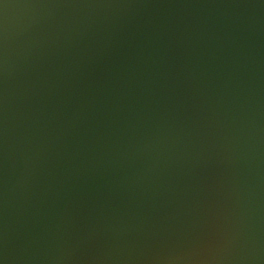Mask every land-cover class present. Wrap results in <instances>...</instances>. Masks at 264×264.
<instances>
[{
	"label": "water",
	"instance_id": "water-1",
	"mask_svg": "<svg viewBox=\"0 0 264 264\" xmlns=\"http://www.w3.org/2000/svg\"><path fill=\"white\" fill-rule=\"evenodd\" d=\"M0 264H264V0H0Z\"/></svg>",
	"mask_w": 264,
	"mask_h": 264
}]
</instances>
